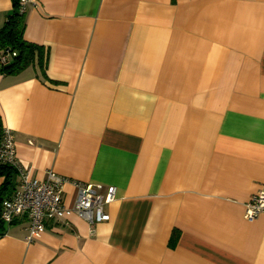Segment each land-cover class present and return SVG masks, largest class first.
Here are the masks:
<instances>
[{
  "label": "crops",
  "instance_id": "obj_1",
  "mask_svg": "<svg viewBox=\"0 0 264 264\" xmlns=\"http://www.w3.org/2000/svg\"><path fill=\"white\" fill-rule=\"evenodd\" d=\"M24 21L45 74L0 71V128L31 176L115 194L109 220L31 242L25 217L4 222L0 264H264V212L245 218L264 190V0H32Z\"/></svg>",
  "mask_w": 264,
  "mask_h": 264
},
{
  "label": "built area",
  "instance_id": "obj_2",
  "mask_svg": "<svg viewBox=\"0 0 264 264\" xmlns=\"http://www.w3.org/2000/svg\"><path fill=\"white\" fill-rule=\"evenodd\" d=\"M19 11L25 12L32 0H18ZM15 51L0 48V67L9 64ZM0 163L12 165L17 170L18 181L10 195L1 203V219L12 224L19 217L27 219L25 239L28 242L38 238L48 224H56L70 214H76L89 224L107 221L110 214L105 205L115 194L114 186L105 189L100 184L83 183L62 177L48 170L45 178L31 176L19 163L15 150L12 130L2 127L0 135ZM66 183L76 188V196L71 206L63 202V186ZM264 212V190L251 196L245 205V218L254 220Z\"/></svg>",
  "mask_w": 264,
  "mask_h": 264
},
{
  "label": "trees",
  "instance_id": "obj_3",
  "mask_svg": "<svg viewBox=\"0 0 264 264\" xmlns=\"http://www.w3.org/2000/svg\"><path fill=\"white\" fill-rule=\"evenodd\" d=\"M12 6L11 12L0 28V48H8L15 51V55L9 64L0 67V71L2 73H17L36 62L44 75L43 69L47 61V51H45L43 46L24 39V12L19 11L18 0H12ZM16 176L17 170L12 165L0 163V178H3L0 186V213L3 198L8 196L15 188L14 181ZM3 230L4 221L0 217V234Z\"/></svg>",
  "mask_w": 264,
  "mask_h": 264
}]
</instances>
